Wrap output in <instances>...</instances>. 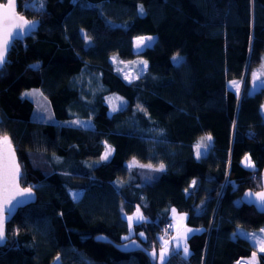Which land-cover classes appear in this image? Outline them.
I'll return each mask as SVG.
<instances>
[{"label":"trees","instance_id":"1","mask_svg":"<svg viewBox=\"0 0 264 264\" xmlns=\"http://www.w3.org/2000/svg\"><path fill=\"white\" fill-rule=\"evenodd\" d=\"M32 1L21 0L19 14L36 30L0 68V136L36 198L6 224L0 264H156L152 232L172 209L198 231L189 256L171 251L164 264L246 262L255 249L232 233L264 226V214L240 201L260 189L264 166V87L249 93L264 53V0ZM146 35L152 45L135 52ZM233 80L243 81L239 96ZM32 88L49 101L50 121L30 119L21 93ZM106 146L114 151L102 160ZM138 207L144 219L127 236L125 216ZM131 239L142 250L116 249Z\"/></svg>","mask_w":264,"mask_h":264},{"label":"snow or ice","instance_id":"2","mask_svg":"<svg viewBox=\"0 0 264 264\" xmlns=\"http://www.w3.org/2000/svg\"><path fill=\"white\" fill-rule=\"evenodd\" d=\"M36 2L41 8L44 7V0H36ZM138 13L141 15L144 14V8L142 5L138 8ZM35 24V21H29L16 12V0H8L6 4H0V68H2L8 62L6 57L10 51V48L12 47L13 42L25 35L30 28L35 26ZM153 39V37H138L137 47L139 48L145 41H152ZM173 59H178V56L173 57ZM140 63L143 64L144 68H147V61H141ZM252 79L253 91L257 87H264V80H261V77L258 76L256 73L252 74ZM242 82L243 81L238 82L235 80L229 82V87L235 90L237 96L240 95V86ZM37 94L38 93L35 91L24 93L25 96H35ZM108 99L109 102H111L113 98L109 97ZM116 99L120 98L117 97ZM112 111H117V106L114 105L112 107ZM73 123L79 124L80 121H74ZM205 139L211 141L212 137L208 136ZM203 147L207 148V145L205 144L203 145ZM200 148L201 145L198 144L196 150L197 158H200V156L202 155ZM112 151H114V149H112L110 146H106L105 153L101 157V159L107 160L111 155ZM244 163L246 167L255 168V165L251 162L249 156L244 157ZM136 164L137 162L135 161V158H133V161L129 164V167L136 166ZM139 166L149 168L152 167V165ZM156 170L163 171L164 165L161 164ZM20 177L21 170L20 166L15 162V153L11 148V141L7 136H4L3 138H0V243H3L6 240V221L8 218V214L11 213L12 208L14 207L12 201L15 200L17 196L30 197L32 195V189L30 187L24 189H21L19 187L18 181ZM192 183L193 185H195L196 181H193ZM8 192H12L13 195L11 197H6L4 194ZM246 196L250 198H255L257 202H259L261 205H264V191L256 193L249 192L246 193ZM172 212L175 213L176 210L172 209ZM135 218L138 221L144 219L143 215L140 214L139 207L137 208ZM127 219L129 222V227L131 228L133 217L129 216ZM181 219H184V217H181ZM193 231V229H185V232L183 234H178L176 237L173 238L177 242V248H180L182 244V251L185 257L190 255L189 248L186 242L188 238L187 233ZM261 231L264 232V229H262ZM141 235H143V233H141ZM234 235L236 234L234 233ZM241 235H246L247 238L256 242L259 245V251L264 252V239H259L257 234L255 233H241ZM165 245H167V241H165ZM166 255L167 252L165 247L162 248L159 253V260L161 264H164L166 260ZM256 255V252H253L252 259L248 261L247 264H255ZM152 256L153 258H156L157 253L153 251ZM57 259L59 258L57 257ZM238 264H240V262H238Z\"/></svg>","mask_w":264,"mask_h":264},{"label":"rangeland","instance_id":"3","mask_svg":"<svg viewBox=\"0 0 264 264\" xmlns=\"http://www.w3.org/2000/svg\"><path fill=\"white\" fill-rule=\"evenodd\" d=\"M73 1H76V0H73ZM30 4L32 6H38V3L36 2V0H33ZM140 37H153V38H155L154 35H146V36H140ZM153 41H154V39L152 41H145L141 45V47L138 48L137 47V38H135L134 41H133V50L135 52H138V51L142 50L144 47H148V46L152 45ZM175 56H178V59L174 60L173 57H175ZM173 57H172V60L175 63H178L180 61V59L182 58V56H180V55H174ZM117 67L119 68L118 69L119 71H121L122 73L126 74V76L128 77L127 79L130 80V79L135 77V71L133 70V68L131 66H125L124 68L120 67V66H117ZM138 67H139L138 68V72L142 68H144L143 64H140ZM253 73H256L258 76L261 77V80H264V53L261 56V61H260L259 65L256 66L251 72V75H250V87H249V93L250 94H253L257 90L262 88V87H257L254 91L252 90V88H253L252 74ZM33 91L37 92L38 94L35 95V96H25L24 95V93H26V92H33ZM21 97L27 98L33 103V110H32L31 115H30V119L31 120L38 121V122H47V121H50L51 119H53L49 101L47 100L46 97H44L41 94V92L38 89L32 88V89H29V90H24L21 93ZM117 101H118V99H115V101H113L111 103L112 107L114 105L118 106ZM262 106H264V103L260 107V112H261V115H262V117L264 119V107H262ZM110 109H112V108H110ZM205 152H206V150L203 149L201 153H205ZM72 196L74 198H76V194L75 193H72ZM178 214L180 216H185L186 217V215L183 214V213H178ZM129 216L133 217L132 225L138 221L135 218L136 217V212H133V213L125 216V219H126V222H127V227H128L127 236L131 235L132 231H133L132 226H131V228L129 227V222H128V219H127ZM173 219H174V228L172 229L170 234L162 235V234H159L156 231L152 232V237H153V239H154V241H155V243L157 245L156 264H161V262L159 260V253L162 250V248L166 247V252H167L166 258H167V256L169 255V253L171 251H175V250H178V249H180L182 251V244H181L180 248H177V242H176V240L172 239L173 236L176 237L178 234H183L185 232V229L197 230L196 228H192V227H189V226L185 225L184 219H181V217H177V215H175ZM179 221H182V222H179ZM262 229H264V226L260 227L257 230H252V231H247V230L238 228V229L235 230V232L232 233V237L235 236L234 235V233H235L238 236L246 238L250 242V244L254 247V249H255L254 252H256V254H258V253L259 254L260 253L264 254V252H260L259 251V245L256 242H254L253 240L247 238L246 235H241V233H244V234H253V233H255V234H257L259 239H264V232L261 231ZM192 233L193 232L187 233V237H189ZM165 241H167V245H165ZM182 253H183V251H182ZM181 256H184V254L181 255ZM251 259H252V255L248 258V260H246V262L243 261V260L241 262H242V264H247V262L250 261ZM53 264H55V262Z\"/></svg>","mask_w":264,"mask_h":264},{"label":"water","instance_id":"4","mask_svg":"<svg viewBox=\"0 0 264 264\" xmlns=\"http://www.w3.org/2000/svg\"><path fill=\"white\" fill-rule=\"evenodd\" d=\"M7 2H8V0H6L4 3L0 2V4H6ZM16 12L19 14V12L17 11V4H16ZM19 15H21V14H19ZM21 16H23L25 19H27L29 21H35L36 24H35L34 27L30 28L26 32L25 35H23L22 37L18 38L14 42H18V41H20V40H22L24 38H27L32 33H34L35 30H36L37 23H38L37 20L28 19L24 15H21ZM3 137L4 136H0V138H3ZM11 148L14 151V148H13L12 144H11ZM14 153H15V151H14ZM15 162L18 164L16 153H15ZM18 183H19V187L21 189L29 188V187H23L20 184L19 181H18ZM262 191H264V166L260 170V189L258 191H256V192H262ZM249 192H252V191L243 192V194L240 197V201L243 204L247 205V206L253 207L254 210L257 213L264 214V205H261L259 202H257L255 200V198L247 197L246 193H249ZM256 192H252V193H256ZM4 195L6 197H11L13 195V193L12 192H8V193H6ZM35 198H36V196H35V192L33 190H32V195L30 197H28V196H17L16 199L12 201L14 207L12 208L11 213L8 214V218H7L6 224L11 220V218L14 216V214L17 212L18 209L23 208V207H25V206H27L29 204H32L35 201ZM95 239L99 240L101 242H106V243L109 242V240L107 238L103 237V236H96ZM6 242H7V236H6V240L3 243H0V248L3 247L6 244ZM116 249L119 250L120 252H133V251H136V250H142V247L135 239H131V240H128L127 242H125V243H122L121 245H117Z\"/></svg>","mask_w":264,"mask_h":264},{"label":"crops","instance_id":"5","mask_svg":"<svg viewBox=\"0 0 264 264\" xmlns=\"http://www.w3.org/2000/svg\"><path fill=\"white\" fill-rule=\"evenodd\" d=\"M244 166H245V163H244ZM246 167V166H245ZM175 215H177V217H184V222H185V219H186V217L185 216H180L177 212H175V213H173L172 212V210L170 211V218H171V221H170V224H171V229H170V231L168 232V233H159V234H162V235H168V234H170L171 233V231H172V229L174 228V216ZM179 222H182V221H179ZM186 225V224H185ZM194 232H196V230H194L193 231V233ZM173 238H174V236H173ZM172 238V239H173ZM176 251V250H175ZM178 251H179V253L181 254V255H183V253H182V251L180 250V249H178ZM183 257H185V256H183ZM240 261V260H239Z\"/></svg>","mask_w":264,"mask_h":264},{"label":"built area","instance_id":"6","mask_svg":"<svg viewBox=\"0 0 264 264\" xmlns=\"http://www.w3.org/2000/svg\"><path fill=\"white\" fill-rule=\"evenodd\" d=\"M170 229H171V224L167 222L158 231L160 233H168ZM238 262L240 261H236L234 264H238ZM240 264H242V262H240Z\"/></svg>","mask_w":264,"mask_h":264},{"label":"flooded vegetation","instance_id":"7","mask_svg":"<svg viewBox=\"0 0 264 264\" xmlns=\"http://www.w3.org/2000/svg\"><path fill=\"white\" fill-rule=\"evenodd\" d=\"M6 0H0V2H5ZM21 0H16V4H17V11L19 12H23L22 9L20 8V6H18V4L20 3Z\"/></svg>","mask_w":264,"mask_h":264}]
</instances>
